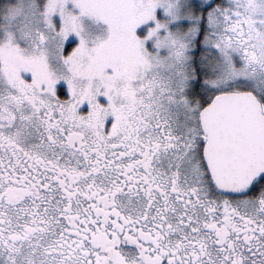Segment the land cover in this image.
<instances>
[{
    "label": "snow or ice",
    "instance_id": "snow-or-ice-1",
    "mask_svg": "<svg viewBox=\"0 0 264 264\" xmlns=\"http://www.w3.org/2000/svg\"><path fill=\"white\" fill-rule=\"evenodd\" d=\"M0 264H264V0H0Z\"/></svg>",
    "mask_w": 264,
    "mask_h": 264
}]
</instances>
